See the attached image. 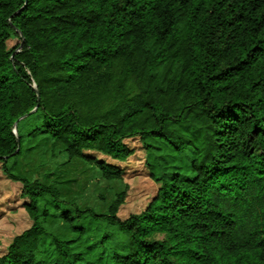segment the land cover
Masks as SVG:
<instances>
[{"label":"trees","instance_id":"trees-1","mask_svg":"<svg viewBox=\"0 0 264 264\" xmlns=\"http://www.w3.org/2000/svg\"><path fill=\"white\" fill-rule=\"evenodd\" d=\"M0 170V264H264V0H0Z\"/></svg>","mask_w":264,"mask_h":264},{"label":"rangeland","instance_id":"rangeland-1","mask_svg":"<svg viewBox=\"0 0 264 264\" xmlns=\"http://www.w3.org/2000/svg\"><path fill=\"white\" fill-rule=\"evenodd\" d=\"M15 44H17L15 39L7 41L8 49ZM127 143L133 149V154L125 161L119 162L98 155L124 170L122 179L128 188L125 202L118 211L120 219L140 213L158 189V185L148 177L144 165L145 154L139 140L130 139ZM20 191L21 185L6 179L0 170V256L6 252L12 239L32 224L24 210L25 199L20 196Z\"/></svg>","mask_w":264,"mask_h":264},{"label":"water","instance_id":"water-1","mask_svg":"<svg viewBox=\"0 0 264 264\" xmlns=\"http://www.w3.org/2000/svg\"><path fill=\"white\" fill-rule=\"evenodd\" d=\"M18 12H19V11H18ZM18 12H16L15 14H17ZM15 14H14V15H15ZM20 119H21V118H20ZM20 119H19V120H20Z\"/></svg>","mask_w":264,"mask_h":264}]
</instances>
